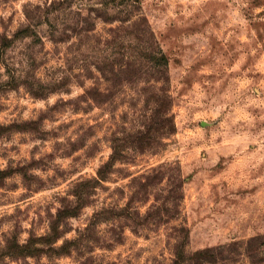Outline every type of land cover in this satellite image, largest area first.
<instances>
[{
	"label": "rangeland",
	"instance_id": "1",
	"mask_svg": "<svg viewBox=\"0 0 264 264\" xmlns=\"http://www.w3.org/2000/svg\"><path fill=\"white\" fill-rule=\"evenodd\" d=\"M136 1L0 0V35L42 21L0 57V264H172L183 236L187 253L226 246L207 264H264L263 241L246 243L264 237V0ZM137 14L168 60L175 132L126 146L91 188L114 137L153 114L155 74L136 59L149 41L120 22ZM80 183L62 248L25 255Z\"/></svg>",
	"mask_w": 264,
	"mask_h": 264
},
{
	"label": "trees",
	"instance_id": "2",
	"mask_svg": "<svg viewBox=\"0 0 264 264\" xmlns=\"http://www.w3.org/2000/svg\"><path fill=\"white\" fill-rule=\"evenodd\" d=\"M121 1H125V4L126 5L129 4L131 7L133 6L134 3L137 2L136 0H121ZM37 18H38L37 21H34L33 17L32 19H30V17L28 16L27 17L28 23L22 28L18 29L10 39H8V37L4 36L3 34L0 35V57H2L5 54V49L11 46L10 43H12L14 39L37 35L34 26L42 22L40 21V17L38 15ZM120 22L122 24L127 23L129 27H132L135 34L134 37H132L133 39L135 38L141 39L142 37L143 39L149 41V45L145 47H139L140 52L139 55L136 57V59L139 57L140 63L143 57L145 59H148L151 62V66H149V68L153 69L155 74V76L153 77V81L155 83L153 97H152L153 114L151 116L150 124L147 125L146 127L144 126L143 130H137L133 134H130L128 139L126 138L121 139L118 137H114V139L112 140L113 146H112L111 155L105 162H103L97 168L95 176L89 179L88 181L89 183L93 184L91 188L95 187L96 185H101L103 181H106L109 178L110 174L113 172V167L115 162L125 159L124 149L126 148V146H129L127 148H130L131 150H137V151L143 150L144 147L142 146L143 145L149 146L148 144H152V148H157L156 146L162 144V141L160 140L163 136L161 135L162 128L164 127L167 128V136L172 135L175 132L174 118L171 113V96L168 92V89L166 88V85L168 84V76L166 73L167 63H168L167 57L162 53L161 49H159L156 45H154L151 48L153 34L148 28L145 17H143L141 14H137L135 17L134 15L133 16L126 15L124 20H121ZM143 25L145 26L144 28L142 27ZM87 30H92V27L88 29L84 28V31ZM110 30L114 31L113 29ZM121 71H122V67L120 68V72ZM85 93H88V91H86ZM96 94L101 95L100 93H96ZM156 150L157 149H155L154 152ZM161 174H162L161 171H158L156 168L153 169V173L151 175H146V181L141 182V185L146 187L148 184H151L152 178H157L158 180H160ZM80 185L81 183L78 184V189L74 192L76 197V204L72 206H64L57 212V216L55 220L50 224L49 232L46 233L45 235L29 236V238L26 241V244L23 246V249L25 250V255L30 257L36 256L42 252L43 246L44 247L47 246L48 250L51 251H58L60 248H62L63 245L59 247H54V242L59 236L58 233L59 223L62 222L63 219L67 217L75 216L78 210L80 209V207L82 206L81 200L83 199L84 196H87L86 194H88V191L79 188L81 187ZM164 204L165 202L162 203V205ZM99 214L100 213H96V215ZM147 215L151 217L153 215V212H150ZM256 240H262L264 243V237H259V238L254 237L246 241V243L251 244ZM236 244H239V242L231 243L227 245V247ZM185 246H186V237L183 236L182 239H180V241L175 245L172 264H207L208 262L211 263L214 262L216 258L214 257L215 251L218 250L217 257H219L222 251L224 250V248L226 247V246H220L216 248H208V249L205 248L203 250H197L193 253H187L185 250ZM261 253L262 255H264V249H262Z\"/></svg>",
	"mask_w": 264,
	"mask_h": 264
}]
</instances>
